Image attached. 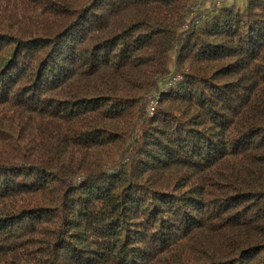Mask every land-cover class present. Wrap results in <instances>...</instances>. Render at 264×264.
<instances>
[{"label":"trees","instance_id":"obj_1","mask_svg":"<svg viewBox=\"0 0 264 264\" xmlns=\"http://www.w3.org/2000/svg\"><path fill=\"white\" fill-rule=\"evenodd\" d=\"M199 2L0 0V264H264V0Z\"/></svg>","mask_w":264,"mask_h":264},{"label":"rangeland","instance_id":"obj_2","mask_svg":"<svg viewBox=\"0 0 264 264\" xmlns=\"http://www.w3.org/2000/svg\"><path fill=\"white\" fill-rule=\"evenodd\" d=\"M245 0H200L199 4L195 7L194 9V13L193 15H191V17L189 18V20L186 22L185 26L182 28L183 30H187L189 23L191 21V19L193 18V16H195L197 14L198 11L203 10V9H208L210 8L212 5H219V6H238V7H243ZM198 7V8H197ZM196 8H197V12H196ZM188 25V26H187ZM170 69L174 68V52L171 53L170 56ZM166 85V83H165ZM168 85V84H167ZM157 94L156 93H148L145 94V99L149 101V107H148V112L154 113L151 108L152 107H156L158 104V99H157Z\"/></svg>","mask_w":264,"mask_h":264},{"label":"built area","instance_id":"obj_3","mask_svg":"<svg viewBox=\"0 0 264 264\" xmlns=\"http://www.w3.org/2000/svg\"><path fill=\"white\" fill-rule=\"evenodd\" d=\"M197 8H198V7H197ZM197 8H196V10H197ZM154 109H155L154 107L151 108L152 111H153Z\"/></svg>","mask_w":264,"mask_h":264}]
</instances>
